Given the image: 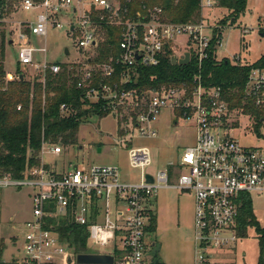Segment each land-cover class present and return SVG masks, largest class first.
Returning a JSON list of instances; mask_svg holds the SVG:
<instances>
[{"label":"built area","instance_id":"2783aa9c","mask_svg":"<svg viewBox=\"0 0 264 264\" xmlns=\"http://www.w3.org/2000/svg\"><path fill=\"white\" fill-rule=\"evenodd\" d=\"M133 1L21 0V11L35 13L17 30L16 63L23 70L32 67L41 81L46 70L54 74L61 71L60 63L65 62L47 61L45 45L34 47L31 37H46L49 28L67 27L77 33L79 51L85 59L81 65L73 64L77 87L83 90L85 99L115 114L120 128L133 130L138 138L156 136L153 123L162 109L179 111L180 117L194 125V143L161 168H155L149 146H127L128 165L139 172V178L130 181L122 178L118 165L70 164L65 171H54L46 166L43 157L61 154L63 146L43 141L39 164L23 171L21 178L0 177L1 187L30 189L31 210L22 235L21 264H83L77 262L80 253L110 255L112 264H145L146 258L152 264H164L155 258L157 251L148 256L145 245L146 234L153 227L154 199L164 188L192 193L193 252L191 262L185 264H210V251L229 248L238 238L235 227L243 196H264V133H259L264 127V63L250 68L242 106L232 107L222 87L204 85L200 72L212 38L215 36L216 50L221 33L211 32L203 20L167 22L161 18L159 7L142 4L131 12ZM215 1L200 0V12L210 9ZM104 26L119 29V47L115 55L100 58ZM246 31V27L242 28L243 33ZM179 35L186 36L183 54L188 52L189 60L193 57L196 63L191 87L184 82L141 92L124 87L137 77V67H155L167 50L172 52ZM36 53H43V59L39 61ZM231 61L250 64L240 62L239 56H233ZM16 77V72L6 73L5 81ZM249 104L259 110L260 119L244 112V106ZM60 108L67 110L64 104ZM238 115L254 119L249 127L262 144L243 146L228 134L230 127L239 126ZM64 220L85 227V251H76L73 244L61 238L57 228ZM88 242H113L114 247L111 252H98L90 250Z\"/></svg>","mask_w":264,"mask_h":264},{"label":"rangeland","instance_id":"374dc122","mask_svg":"<svg viewBox=\"0 0 264 264\" xmlns=\"http://www.w3.org/2000/svg\"><path fill=\"white\" fill-rule=\"evenodd\" d=\"M20 1H16L14 7L0 17V53L5 74L16 72L18 65L16 63L17 30L23 26V20L34 18V11L20 10ZM229 14L226 8L217 5L216 0L210 9L200 12V18L195 21L203 20L211 32L221 33V42L216 49L218 60L222 57L231 60L233 56H239L240 62L253 63L264 50V36L259 34V27L264 24V0H248L244 13L239 15L234 23L226 19L231 17ZM244 27L247 29L246 33L242 32ZM11 38L14 39L13 43H9ZM78 38L77 33L70 32L67 27L49 28L46 37L32 36L31 44L34 47L45 45V57L49 62L81 65L85 59L83 52L79 51ZM185 39V35L176 37L173 43V57L179 59L182 56ZM65 47H68L69 55L64 54ZM36 57L39 61L42 60L43 53H36ZM19 68L27 79L39 76L32 67H26L24 70L21 66ZM175 114L176 111L173 112L171 109H162L153 123L157 134L149 138H138L133 130H128L123 136H119L117 117L113 113L104 117L90 116L81 122L76 144L62 145L61 154H46L43 161L54 171H65L70 164H76L79 167H89L92 164L118 165L123 179L136 181L139 178V172L128 165L127 146L131 144L149 146L154 154L155 168H161L166 161L176 160L186 147L194 143L193 123ZM236 118L240 124L238 127H230L228 130L230 136L237 138L243 146L253 147L263 143L251 133L249 126L253 123V118L243 115H238ZM259 133L263 135V126L259 129ZM250 199L253 212L260 226L264 227V196L251 193ZM153 208V227L147 232L145 239L148 256L151 255L150 253L159 251L155 258L161 259L164 264L184 262L181 259H186L193 252L192 193L175 189H159ZM30 210L29 187L0 186V264H21L22 235L25 231V222L30 218ZM88 247L93 251L111 252L114 243L100 245L88 242ZM224 252H226L225 255L217 257L220 263L257 264L259 244L254 228H248L247 235L244 238L238 237L232 247ZM214 260V257H211L210 264H217ZM145 264H152L151 259L146 258Z\"/></svg>","mask_w":264,"mask_h":264},{"label":"trees","instance_id":"16d2710c","mask_svg":"<svg viewBox=\"0 0 264 264\" xmlns=\"http://www.w3.org/2000/svg\"><path fill=\"white\" fill-rule=\"evenodd\" d=\"M16 1L20 0H0V17L13 8ZM247 1L217 0V5L230 12L231 17L226 19L234 23L244 13ZM142 4L147 8H161V18L167 22H195V19L200 18V0H134L130 5L131 12ZM103 31L104 39L99 45V52L100 58H107L118 51L119 29L104 26ZM259 34L264 36V26L259 27ZM215 47L214 36L200 70L204 85L221 86L230 105L240 107L247 74L251 67L264 63V50L253 63L241 65L227 57L218 60ZM172 54L171 50H167L155 67H137V77L124 87L135 88L139 92L170 83L184 82L191 87L193 75L197 71L194 58L191 57L184 64L173 63ZM1 56L0 53V82L4 89H0V177L9 175L21 178L23 171L39 164V150L43 141L61 145L76 144L81 122L90 116L104 117L108 111L101 110L100 103L89 102L84 98L83 90L77 87L75 65L60 63L61 71L54 74L46 70L43 81L39 77L27 79L17 65V77L5 81ZM114 80L117 81L118 77H114ZM62 104L67 110L60 108ZM244 112L260 119L259 110L250 104L244 106ZM175 115H180V112L176 111ZM119 126L120 120L117 122L118 135L123 136L126 131ZM251 227L257 234L259 244L257 264H264V227L260 226L253 212L249 196H243L235 227L237 236L244 238ZM57 229L61 238L73 244L76 251L86 250L87 232L84 226L64 220Z\"/></svg>","mask_w":264,"mask_h":264},{"label":"water","instance_id":"95a60500","mask_svg":"<svg viewBox=\"0 0 264 264\" xmlns=\"http://www.w3.org/2000/svg\"><path fill=\"white\" fill-rule=\"evenodd\" d=\"M12 39L9 40V43H12ZM64 54L69 55L70 51L68 47L64 48ZM140 54L138 55V57ZM172 62H178L180 64L188 63L189 62V53L185 52L183 56H181L179 59L173 57ZM22 78V76H19ZM148 180H151L150 176H147ZM52 205V204H51ZM77 262L83 263V264H112L113 258L110 255L107 254H97V253H88V254H78L77 255Z\"/></svg>","mask_w":264,"mask_h":264},{"label":"crops","instance_id":"0c3cea01","mask_svg":"<svg viewBox=\"0 0 264 264\" xmlns=\"http://www.w3.org/2000/svg\"><path fill=\"white\" fill-rule=\"evenodd\" d=\"M184 50H185V45H184ZM183 50V51H184ZM177 55H179V54H177ZM7 73H9V72H7ZM156 229H157V226H156ZM232 246H230L229 248H227V249H221V250H216V251H214L211 255H210V259H211V257H214V261L217 263V264H222L223 262H219V258H217L218 256H220V255H225L226 254V252H224V251H228L230 248H231ZM159 254V251H157V255ZM191 260H192V254H190V256L189 257H187L186 259H181V261H184V262H181V263H190L191 262ZM157 261L158 262H160V263H163L162 262V260L161 259H159V258H157ZM177 263H179V262H177ZM224 264V263H223Z\"/></svg>","mask_w":264,"mask_h":264}]
</instances>
